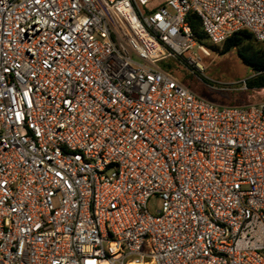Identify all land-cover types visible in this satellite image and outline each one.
I'll return each mask as SVG.
<instances>
[{"label":"built area","instance_id":"1","mask_svg":"<svg viewBox=\"0 0 264 264\" xmlns=\"http://www.w3.org/2000/svg\"><path fill=\"white\" fill-rule=\"evenodd\" d=\"M192 12L264 41V0H0V264H264V100L159 64Z\"/></svg>","mask_w":264,"mask_h":264},{"label":"rangeland","instance_id":"2","mask_svg":"<svg viewBox=\"0 0 264 264\" xmlns=\"http://www.w3.org/2000/svg\"><path fill=\"white\" fill-rule=\"evenodd\" d=\"M200 44L198 42L193 50L200 57L203 67H199L192 60L191 51L180 56L166 57L159 64L173 72L195 93L213 103L241 104L249 100V94L250 101L258 102L264 99V91L261 89L255 91L247 88L245 81L254 74V70L241 58L236 48L222 53L225 43L213 44L208 40V44H204L209 51L208 54L199 49ZM161 205L162 200L159 196H155L149 202V207L154 212L160 209Z\"/></svg>","mask_w":264,"mask_h":264},{"label":"trees","instance_id":"3","mask_svg":"<svg viewBox=\"0 0 264 264\" xmlns=\"http://www.w3.org/2000/svg\"><path fill=\"white\" fill-rule=\"evenodd\" d=\"M188 21L192 27L194 38L202 45L208 44V36L204 31L202 20L196 12L188 15ZM264 41H260L248 29H241L233 33L223 43L224 49L222 53H227L231 49L236 48L238 54L254 70V75L247 78L246 85L249 89L264 88Z\"/></svg>","mask_w":264,"mask_h":264},{"label":"crops","instance_id":"4","mask_svg":"<svg viewBox=\"0 0 264 264\" xmlns=\"http://www.w3.org/2000/svg\"><path fill=\"white\" fill-rule=\"evenodd\" d=\"M254 75V74H253ZM247 80V79H246ZM245 84H246V81H245ZM248 88V87H247ZM251 90H255V91H258V88H253V89H251ZM261 90L262 91H264V88H261ZM250 96H251V94H249V100L248 101H246V102H243V103H241V104H246V103H251V102H253V101H250ZM264 100V99H263ZM263 100H261V101H263ZM258 102H260V101H258ZM236 105H239V104H236Z\"/></svg>","mask_w":264,"mask_h":264}]
</instances>
